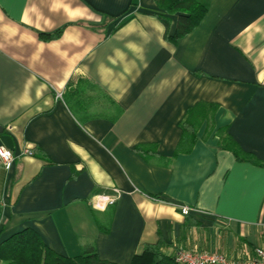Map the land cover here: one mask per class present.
<instances>
[{"label":"crops","instance_id":"crops-1","mask_svg":"<svg viewBox=\"0 0 264 264\" xmlns=\"http://www.w3.org/2000/svg\"><path fill=\"white\" fill-rule=\"evenodd\" d=\"M158 11L156 0H0V127L16 156L0 166V244L31 228L61 255L93 247L116 264L160 241L170 257L264 249V0H210L177 45ZM80 80L122 108L116 121L77 120L63 99ZM202 104L196 142L178 152ZM222 130L263 166L222 149ZM146 145L166 161L136 154Z\"/></svg>","mask_w":264,"mask_h":264},{"label":"trees","instance_id":"trees-1","mask_svg":"<svg viewBox=\"0 0 264 264\" xmlns=\"http://www.w3.org/2000/svg\"><path fill=\"white\" fill-rule=\"evenodd\" d=\"M156 3L159 11L153 16L165 25L166 40L174 45L202 23L210 8V0H156ZM174 20L176 25L172 28ZM60 36L61 32H58L47 37ZM63 100L80 123L99 118L114 122L123 111L104 89L90 80L71 84ZM204 107L206 105L202 104L187 111L181 123L183 136L178 152L190 151L194 146L198 127L208 117ZM220 134L221 148L231 151L238 161L263 166L254 155L245 152L227 130L220 131ZM134 150L146 161H166L158 154L156 145L138 146ZM163 246L162 241L147 245L141 254L134 256L131 264H177L164 253ZM0 260L2 264H116L102 260L93 247L74 257L61 255L49 248L31 228L13 234L0 244Z\"/></svg>","mask_w":264,"mask_h":264},{"label":"built area","instance_id":"built-area-1","mask_svg":"<svg viewBox=\"0 0 264 264\" xmlns=\"http://www.w3.org/2000/svg\"><path fill=\"white\" fill-rule=\"evenodd\" d=\"M57 99L62 100L63 94L58 93ZM7 130L12 131L13 129L12 127H8ZM21 155L32 157L34 152L30 148H26L23 150ZM15 159L16 156L11 150H9L5 145H0V166L6 172L9 173L12 171ZM114 192V197L98 196L95 203L96 208L106 209L108 206L114 205L121 197V192L119 190L115 189ZM178 208L183 215H189L192 211L190 207L184 205H179ZM172 258L177 264H264V249H256L255 256L245 261L231 260L220 253L199 252L184 248L177 249Z\"/></svg>","mask_w":264,"mask_h":264},{"label":"water","instance_id":"water-1","mask_svg":"<svg viewBox=\"0 0 264 264\" xmlns=\"http://www.w3.org/2000/svg\"><path fill=\"white\" fill-rule=\"evenodd\" d=\"M4 133V129L2 127H0V134H2V142L3 144L11 151L15 150V146H14V140L11 136L8 135H3Z\"/></svg>","mask_w":264,"mask_h":264}]
</instances>
